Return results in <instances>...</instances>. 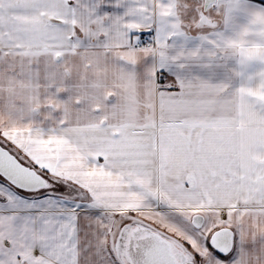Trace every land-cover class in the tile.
Here are the masks:
<instances>
[{
	"label": "snow or ice",
	"instance_id": "6c2138e0",
	"mask_svg": "<svg viewBox=\"0 0 264 264\" xmlns=\"http://www.w3.org/2000/svg\"><path fill=\"white\" fill-rule=\"evenodd\" d=\"M0 264H264V0H0Z\"/></svg>",
	"mask_w": 264,
	"mask_h": 264
}]
</instances>
